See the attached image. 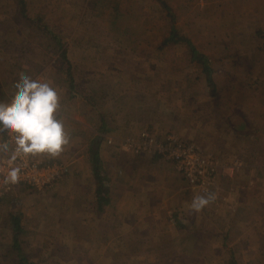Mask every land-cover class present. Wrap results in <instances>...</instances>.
Here are the masks:
<instances>
[{
	"label": "rangeland",
	"instance_id": "1",
	"mask_svg": "<svg viewBox=\"0 0 264 264\" xmlns=\"http://www.w3.org/2000/svg\"><path fill=\"white\" fill-rule=\"evenodd\" d=\"M24 1L26 16L0 0V103L21 76L48 82L95 130L108 121L88 144L110 136L125 156L109 152L107 165L106 145L98 156L106 210L94 197L96 210L74 201L56 212L43 194L52 189L26 185L1 199L0 264H264V0ZM172 26L209 58L213 83L188 44L162 45ZM141 131L218 162L206 204L171 161L122 149Z\"/></svg>",
	"mask_w": 264,
	"mask_h": 264
},
{
	"label": "built area",
	"instance_id": "2",
	"mask_svg": "<svg viewBox=\"0 0 264 264\" xmlns=\"http://www.w3.org/2000/svg\"><path fill=\"white\" fill-rule=\"evenodd\" d=\"M1 131L8 152L0 157V201L22 185L39 191L52 189L68 172V167L62 163H47L37 154L19 151L14 138ZM105 141L110 145L117 142L110 136H106ZM119 145L132 154L157 153L171 161L193 190L201 193L199 198L205 199L209 185L218 173L219 164L212 156L201 153L194 146L186 145L171 135H167L164 140L141 131L138 138L120 140Z\"/></svg>",
	"mask_w": 264,
	"mask_h": 264
},
{
	"label": "crops",
	"instance_id": "3",
	"mask_svg": "<svg viewBox=\"0 0 264 264\" xmlns=\"http://www.w3.org/2000/svg\"><path fill=\"white\" fill-rule=\"evenodd\" d=\"M74 94V93H72ZM83 99V97H81ZM6 100V99H4ZM61 100V99H60ZM64 104L63 106H60V109L56 113L57 119L63 121L65 124L66 131L69 136V142L66 146H64L63 150L57 154V155H49L47 153H40L37 154V156L40 159H43L45 162H52L55 164L62 163L69 167V172L61 178V180L55 184V186L52 188V190L47 191L44 196L47 200H49L50 204L49 207H51V210H54L56 212L61 211L64 212L66 210H75V203L74 201H77V203L80 204L81 210L84 208L87 210L88 208L96 210V204L99 205V202L95 199L97 198L95 196L96 193V178H95V172H94V165H93V157L92 152H94L95 156H101L104 154V148L105 145L108 146L105 143V139L100 135H95L94 139L88 144L89 142H86L85 136L90 133V130H95L92 125L89 124V122L86 120L85 116L84 118L79 117L78 114H76V108L74 109L71 107L70 103L61 102L60 104ZM75 104V103H74ZM74 111L75 113H72ZM62 113V115H60ZM104 118L99 119V127L100 125L107 123L108 121ZM85 120V121H84ZM73 124H78L82 128L81 134L83 136L79 137L80 133L76 131L73 127ZM110 124V123H109ZM113 125V124H110ZM124 124L123 126L125 127ZM115 126V125H113ZM99 127L95 132H99ZM114 127H109L108 131L111 135L113 132ZM1 131V130H0ZM89 131L88 133H86ZM94 132V133H95ZM0 146L1 143L3 145L4 138L2 131L0 132ZM85 135V136H84ZM105 136V135H104ZM4 148V145H3ZM114 147L108 146L107 151H105L106 154V160L109 164H115L109 161L108 159V153L111 152V154H119L118 156L124 157L125 154H121L119 151ZM8 152V149H0V157L5 153ZM128 157V156H127ZM152 156H137L135 158V161L141 160L143 162L148 161H154L151 159ZM100 158V157H99ZM144 164V163H143ZM119 168H115V173L118 172ZM147 175L145 176L147 180L152 181V183H159L157 180L158 177L154 176L156 173H150V171H153L152 168L150 169L149 166L146 165ZM113 171V172H114ZM114 175V173H111ZM109 178V177H108ZM108 181V180H107ZM151 183V184H152ZM155 186V185H154ZM87 187V188H86ZM107 193V196L110 198L108 189L105 191ZM149 194L150 191H147ZM87 195L86 198H84ZM95 197V198H94ZM108 205L104 204L103 210H106V208H109L112 206V199H109ZM61 202H66L65 204H60ZM70 202V203H69ZM87 205V206H86ZM100 209V208H99ZM85 210V211H86ZM106 213V212H105ZM25 217V216H24ZM23 217V218H24ZM26 219L30 217H25Z\"/></svg>",
	"mask_w": 264,
	"mask_h": 264
},
{
	"label": "clouds",
	"instance_id": "4",
	"mask_svg": "<svg viewBox=\"0 0 264 264\" xmlns=\"http://www.w3.org/2000/svg\"><path fill=\"white\" fill-rule=\"evenodd\" d=\"M60 96L50 83L24 75L9 103H0V130L14 138L25 154H59L69 142L64 123L57 119ZM2 147V146H0ZM208 201L200 198L197 207Z\"/></svg>",
	"mask_w": 264,
	"mask_h": 264
},
{
	"label": "trees",
	"instance_id": "5",
	"mask_svg": "<svg viewBox=\"0 0 264 264\" xmlns=\"http://www.w3.org/2000/svg\"><path fill=\"white\" fill-rule=\"evenodd\" d=\"M20 7H19V11L21 12L22 16H26V4L24 0H18ZM171 43H186L189 45L190 47V51L192 54V59L194 60H200L202 61V63H204V65H207L203 71L205 72V74L207 75V80L209 83H213V72L214 70L212 68H210V66H208V63H210L209 58L204 54L201 53L199 50L196 49V47L194 46L192 40L188 37L179 35L176 31V29H174V26L171 27V30L169 32V35L164 39L162 45H167V44H171ZM65 54V51L63 52V56ZM212 85V84H211ZM211 91L214 92V90L211 89ZM214 94V93H213ZM105 120V118L103 119ZM92 154H94V152H92ZM96 154V153H95ZM94 161V172H95V176H96V181H97V190H96V196L97 199L99 198L100 201H103L104 204H107L110 200L107 197V193L105 192V185L104 182L107 181V179L103 176V171H102V167L100 166L99 163V159H98V155H96L94 157V159H92ZM12 226V232H13V241L17 244L19 241V237L23 232V226H22V216L20 213H18V216L16 218V221L12 220L11 223Z\"/></svg>",
	"mask_w": 264,
	"mask_h": 264
}]
</instances>
